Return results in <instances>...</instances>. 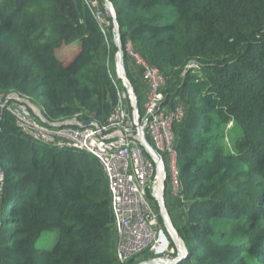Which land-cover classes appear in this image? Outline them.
Wrapping results in <instances>:
<instances>
[{
  "label": "trees",
  "instance_id": "trees-1",
  "mask_svg": "<svg viewBox=\"0 0 264 264\" xmlns=\"http://www.w3.org/2000/svg\"><path fill=\"white\" fill-rule=\"evenodd\" d=\"M109 2L123 50L158 70L165 107L183 112L172 124L183 199L165 201L188 251L178 264H264V0ZM104 18L108 30L85 0H0V95L36 103L47 125L106 124L118 100ZM124 66L141 114L126 53ZM0 175V264H118L95 158L34 143L0 109Z\"/></svg>",
  "mask_w": 264,
  "mask_h": 264
},
{
  "label": "built area",
  "instance_id": "built-area-1",
  "mask_svg": "<svg viewBox=\"0 0 264 264\" xmlns=\"http://www.w3.org/2000/svg\"><path fill=\"white\" fill-rule=\"evenodd\" d=\"M85 2L103 27L104 15L98 10L96 1ZM123 53L146 88L143 116L138 103L135 109L136 95L133 89V94L126 89L125 84L130 82L117 62L116 77L109 76L117 90L118 101L104 125L89 123L83 126L84 123L78 121L47 125L40 113L33 112L28 100L17 94L0 95V109L13 117L19 131L34 143L83 153L98 161L110 195L118 264H128L143 253L156 258L140 264H178L188 253L183 249L175 258L164 257L169 243L160 227L159 215L169 237L176 241L168 231L171 222L165 207V184L169 180V196L183 199L176 152L172 147V124L182 118L183 112L180 108L173 111L165 107L164 79L156 68L145 62L130 43L125 45ZM120 82L123 92L117 86Z\"/></svg>",
  "mask_w": 264,
  "mask_h": 264
},
{
  "label": "rangeland",
  "instance_id": "rangeland-1",
  "mask_svg": "<svg viewBox=\"0 0 264 264\" xmlns=\"http://www.w3.org/2000/svg\"><path fill=\"white\" fill-rule=\"evenodd\" d=\"M96 1V0H95ZM104 2V1H103ZM105 10V8H104ZM102 14L105 16V17H109V13L106 12H102ZM110 18V17H109ZM105 19V18H104ZM111 19V18H110ZM112 20V19H111ZM109 24L106 20L104 21V28L106 30L109 29ZM112 27H113V22H112ZM104 29V30H105ZM112 33H113V28H112ZM113 37V36H112ZM114 42V41H113ZM77 46L75 47L74 45H72L71 47H67V48H63L61 51L58 52L59 54V58L63 61H68L74 54V52L77 50ZM116 56H117V52H116V55H115V58L113 60V63L111 64V67L113 68L112 70H109L111 74H113L114 77H116V67H115V64H116ZM110 67V68H111ZM126 71V70H125ZM134 76H136L135 74H133ZM129 81V80H128ZM121 85H122V82H120ZM131 85V84H130ZM143 91V90H142ZM142 95L144 94L143 92H140ZM125 96H127L126 92H124ZM25 97V96H24ZM143 97V100L141 99V102L139 104L140 106V109H141V115L143 116L144 114V111H143V104H144V95L142 96ZM26 98V97H25ZM27 99V98H26ZM28 100V99H27ZM28 102L32 105V108H33V112L35 114L39 113L38 110L36 109L37 108V104L34 103V102H30V100H28ZM36 107V108H35ZM165 188H166V196H165V201L166 203L168 202L169 200V196H168V192L170 191V183H169V180L166 181V184H165ZM159 224H160V227L163 228L164 232H165V236L166 238L168 239V243H169V249H168V252L166 253L167 255H165L164 257L167 258H175L177 256V254L180 253L183 251V249H186V245L185 243L182 241V239L180 237H177L178 240L176 239V241L172 240L170 237H169V234L166 232V230L164 229V225H163V222H162V219H161V216L159 215ZM171 227L173 228V226L171 225ZM174 229V228H173ZM175 231V229H174ZM176 233V232H175ZM54 235H55V232H46L42 235L40 241H39V246L40 247H46L48 246L49 244L51 245L54 241ZM186 252L188 253V251L186 250ZM153 258H156V256H152V255H144L138 259H134V261L132 262V264H140L148 259H153Z\"/></svg>",
  "mask_w": 264,
  "mask_h": 264
},
{
  "label": "water",
  "instance_id": "water-1",
  "mask_svg": "<svg viewBox=\"0 0 264 264\" xmlns=\"http://www.w3.org/2000/svg\"><path fill=\"white\" fill-rule=\"evenodd\" d=\"M103 1H104V8H105L106 12L109 13V17L112 19V22H113L112 36H113V41H114L113 43L117 49L116 62L118 65H120L123 75H126L125 68H124V53H123V48H122L121 39H120L119 27H118V24L116 21V16H115L113 7H112L111 3L109 2V0H103ZM125 85H126L125 86L126 89L130 90L131 94H133L132 86L130 85V83L127 82ZM136 103L137 102H135V109L137 107ZM87 125H89V123L83 124V126H87ZM168 228H169L168 231L171 233L172 237H174L175 239L178 240V238H177L178 236L175 233L174 229L170 225L168 226ZM167 264H171V263H167Z\"/></svg>",
  "mask_w": 264,
  "mask_h": 264
},
{
  "label": "crops",
  "instance_id": "crops-1",
  "mask_svg": "<svg viewBox=\"0 0 264 264\" xmlns=\"http://www.w3.org/2000/svg\"><path fill=\"white\" fill-rule=\"evenodd\" d=\"M139 80H140V83H141V85H142V88H143V92L145 91V86L143 85V83L141 82V79H140V77H139Z\"/></svg>",
  "mask_w": 264,
  "mask_h": 264
},
{
  "label": "bare ground",
  "instance_id": "bare-ground-1",
  "mask_svg": "<svg viewBox=\"0 0 264 264\" xmlns=\"http://www.w3.org/2000/svg\"><path fill=\"white\" fill-rule=\"evenodd\" d=\"M120 72V71H119Z\"/></svg>",
  "mask_w": 264,
  "mask_h": 264
},
{
  "label": "clouds",
  "instance_id": "clouds-1",
  "mask_svg": "<svg viewBox=\"0 0 264 264\" xmlns=\"http://www.w3.org/2000/svg\"><path fill=\"white\" fill-rule=\"evenodd\" d=\"M187 250V249H186Z\"/></svg>",
  "mask_w": 264,
  "mask_h": 264
}]
</instances>
